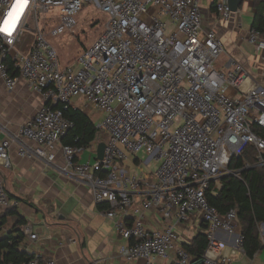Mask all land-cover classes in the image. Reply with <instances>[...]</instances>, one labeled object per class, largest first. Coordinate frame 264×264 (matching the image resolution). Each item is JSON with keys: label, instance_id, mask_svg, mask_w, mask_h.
I'll list each match as a JSON object with an SVG mask.
<instances>
[{"label": "built area", "instance_id": "1", "mask_svg": "<svg viewBox=\"0 0 264 264\" xmlns=\"http://www.w3.org/2000/svg\"><path fill=\"white\" fill-rule=\"evenodd\" d=\"M228 1L213 0L219 22L232 14ZM84 5L107 17L104 30L61 66L52 41L74 34ZM0 26V82L13 91L24 80L45 103L17 135L0 141V167L10 168L12 144L20 157L46 164L60 150V174L84 183L94 204L107 207L101 212L124 242L119 257L125 263L230 264L244 255L236 212L220 215L206 193L250 147L254 167L264 170V85L239 64L215 67L224 46L213 30L203 29L201 0H27L23 6L0 0ZM24 35L33 37L27 53L17 48ZM247 43L264 73V33L250 28ZM75 99L102 117L95 126L107 136L101 161L78 163L85 148L61 144L74 127L63 113ZM17 205L0 174V221ZM202 226L207 247L201 259L192 260L182 244L196 234L189 238L185 232ZM256 229L264 251V223ZM219 233L232 237V246ZM23 234L36 239L30 227ZM23 264L57 263L35 257Z\"/></svg>", "mask_w": 264, "mask_h": 264}, {"label": "crops", "instance_id": "2", "mask_svg": "<svg viewBox=\"0 0 264 264\" xmlns=\"http://www.w3.org/2000/svg\"><path fill=\"white\" fill-rule=\"evenodd\" d=\"M242 4H246L244 11L239 10L228 21L219 22L213 0H201L203 29L213 30L224 46L218 70H228L239 64L254 83L264 85V73L258 57L247 43L253 21L252 0H243ZM242 18L246 19L242 22ZM31 44L32 41L23 43V49L19 50L27 53ZM76 102L78 105L74 106L93 122L91 114L96 110L82 99ZM44 104L41 96L32 92L24 80L18 79L13 91H7L0 82V141L17 135ZM98 144H90L77 162H96ZM8 156L10 168L7 172L0 171V174L9 199L18 203V216H8L0 234L6 235L21 217L26 221L22 232L30 227L36 234L33 241L23 234L21 246L36 258H53L57 264H128L119 257V248L124 242L116 232L114 222L106 219L94 204L90 189L81 181L60 174L63 166L60 150H57L52 164L20 157L16 144L11 145ZM218 187L219 182L216 183ZM203 229L204 226L197 233ZM218 236L232 246V237L223 233ZM263 252H259L253 261L262 258ZM238 256L246 258L243 254ZM156 264L167 263L158 261ZM230 264H236V256Z\"/></svg>", "mask_w": 264, "mask_h": 264}, {"label": "trees", "instance_id": "3", "mask_svg": "<svg viewBox=\"0 0 264 264\" xmlns=\"http://www.w3.org/2000/svg\"><path fill=\"white\" fill-rule=\"evenodd\" d=\"M252 10L251 28L264 33L263 3L259 0H252ZM3 63L11 76H16L10 59H4ZM57 108H61V105H58ZM63 115L73 122L74 127L61 139L62 145L86 149L92 143L106 141L99 140L100 134L94 123L72 103L67 105ZM260 135L264 138V132H260ZM246 163L251 168L245 169ZM255 163L256 152L250 147L240 157L233 160L230 166L232 173L218 181L219 187L216 188V184L212 183L206 193L208 204L215 208L220 215H225L230 210L236 212L240 232L243 236V252L249 260L262 251L256 225L264 223V170L255 168ZM98 208L100 211H104L107 207L99 206ZM14 215L18 216L16 208L7 209L1 215L0 228L8 216ZM25 225V219L19 217L17 224L6 235L0 234V264H23L35 258L21 246L24 240L21 228ZM206 247L207 241L202 232H198L189 244H182V248L192 260L201 259Z\"/></svg>", "mask_w": 264, "mask_h": 264}, {"label": "rangeland", "instance_id": "4", "mask_svg": "<svg viewBox=\"0 0 264 264\" xmlns=\"http://www.w3.org/2000/svg\"><path fill=\"white\" fill-rule=\"evenodd\" d=\"M245 8H246V4H242L241 7L239 8L240 12L244 11ZM232 15L233 13L231 14V16ZM245 19L242 18V22ZM106 20L107 17L104 14H102L95 6L84 5L82 11L75 16L76 27L74 34H70L66 32L65 34L60 35L54 41H52V45L58 54L60 65L64 66L67 63L74 61L77 58V56L82 51L85 50V48L91 46V44L94 43L95 40L102 34ZM247 21H249V18L247 19ZM32 40L33 37L31 35H24L19 40L18 49L22 50L23 49L22 44L23 43L30 44ZM220 58L215 62V67L217 69L220 68V61H221ZM76 100L77 99L72 100L73 105L74 104L78 105ZM91 118L95 126L99 125L102 121V117L99 116L97 111H93V113L91 114ZM178 122L181 124V121H176V123ZM178 127L179 124L175 125L172 128V131H176ZM99 134H100L99 140L101 141L106 140L107 136L105 135V133L99 131ZM129 160L130 162L132 161V159ZM142 161H144V157L142 158ZM153 166L154 165H152L151 168L149 169H152ZM149 169L144 168L145 171L147 170L149 171ZM0 171L7 172L8 169L0 167ZM201 232L204 233L205 230L203 229ZM196 233L197 232L194 231L193 229H188L185 232V235L191 238ZM236 264H264V252L262 254V258L259 257L258 260H255L253 262H251L247 258H242L240 256H237Z\"/></svg>", "mask_w": 264, "mask_h": 264}, {"label": "water", "instance_id": "5", "mask_svg": "<svg viewBox=\"0 0 264 264\" xmlns=\"http://www.w3.org/2000/svg\"><path fill=\"white\" fill-rule=\"evenodd\" d=\"M242 3H243V0H229L228 5H229L230 12L233 14L237 13ZM104 149H105L104 142H101L97 145V149H96V160L97 161H101L103 159ZM193 264H203V261L200 260Z\"/></svg>", "mask_w": 264, "mask_h": 264}, {"label": "snow or ice", "instance_id": "6", "mask_svg": "<svg viewBox=\"0 0 264 264\" xmlns=\"http://www.w3.org/2000/svg\"><path fill=\"white\" fill-rule=\"evenodd\" d=\"M17 4H20L21 6L27 4V0H16ZM15 7V5H14ZM11 12L8 13V16H11ZM9 21L7 20V18L4 19L3 24H8ZM0 31H5V28L3 26H0Z\"/></svg>", "mask_w": 264, "mask_h": 264}]
</instances>
